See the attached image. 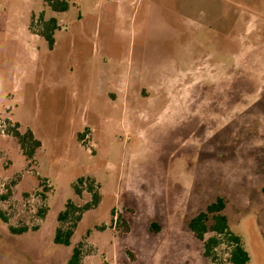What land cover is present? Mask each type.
Instances as JSON below:
<instances>
[{
    "label": "rangeland",
    "instance_id": "1",
    "mask_svg": "<svg viewBox=\"0 0 264 264\" xmlns=\"http://www.w3.org/2000/svg\"><path fill=\"white\" fill-rule=\"evenodd\" d=\"M64 1L0 0V264H66L76 246L81 264H228L187 228L216 198L264 264V0ZM7 122L40 141L31 159ZM89 184L99 202L53 244Z\"/></svg>",
    "mask_w": 264,
    "mask_h": 264
},
{
    "label": "trees",
    "instance_id": "2",
    "mask_svg": "<svg viewBox=\"0 0 264 264\" xmlns=\"http://www.w3.org/2000/svg\"><path fill=\"white\" fill-rule=\"evenodd\" d=\"M49 8L56 13L65 12L68 9V3L64 0H47ZM57 30V21L55 18H49L44 21L41 19V32L40 36L45 40L48 49H51L54 44V33ZM5 133L9 134L15 139L21 154L27 159H31L35 151L41 146L30 130L20 133L18 131V124L10 127L9 122L6 124ZM82 184L83 179L77 181ZM87 192L90 194V202L83 207L78 208L70 200H68L63 209L56 215L58 223H66L72 220V223L67 227L57 226L54 230L52 242L55 245L67 247L70 245V240L73 235V229L80 219L81 211L89 210L95 207L99 202V194L93 191L92 185L86 187ZM74 191L79 194L80 191L74 187ZM5 199V197H2ZM225 203L221 198H216L214 202L208 204L205 209L195 215L187 222L188 230L194 237L202 243L203 256L211 258L213 249L221 242L224 241L229 246L228 264H247L249 261L248 253L243 248L238 236L234 235L228 230L227 219L223 214ZM0 221L7 223L5 214L0 210ZM8 231L13 235H20L27 231V228H14L8 226ZM206 234H211L205 238ZM66 264H81V248L76 246L71 250L70 256Z\"/></svg>",
    "mask_w": 264,
    "mask_h": 264
}]
</instances>
